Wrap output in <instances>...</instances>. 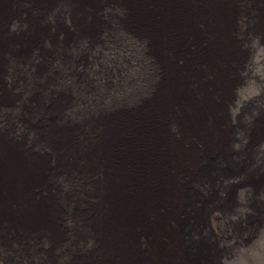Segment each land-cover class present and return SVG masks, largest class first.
<instances>
[{
    "label": "rangeland",
    "instance_id": "1",
    "mask_svg": "<svg viewBox=\"0 0 264 264\" xmlns=\"http://www.w3.org/2000/svg\"><path fill=\"white\" fill-rule=\"evenodd\" d=\"M0 264H264V0H0Z\"/></svg>",
    "mask_w": 264,
    "mask_h": 264
}]
</instances>
